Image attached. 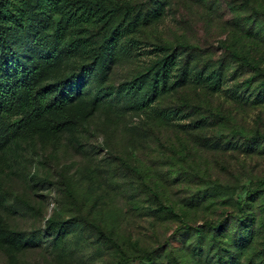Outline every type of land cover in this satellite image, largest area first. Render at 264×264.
<instances>
[{
	"label": "rangeland",
	"instance_id": "rangeland-1",
	"mask_svg": "<svg viewBox=\"0 0 264 264\" xmlns=\"http://www.w3.org/2000/svg\"><path fill=\"white\" fill-rule=\"evenodd\" d=\"M158 1L136 42L84 78L65 110L75 123L52 131L46 117L0 149V217L22 239L0 244V264H264V0H133V12ZM172 51L168 84L190 76L138 106L148 80L128 87ZM73 60L65 70L91 57Z\"/></svg>",
	"mask_w": 264,
	"mask_h": 264
},
{
	"label": "trees",
	"instance_id": "trees-1",
	"mask_svg": "<svg viewBox=\"0 0 264 264\" xmlns=\"http://www.w3.org/2000/svg\"><path fill=\"white\" fill-rule=\"evenodd\" d=\"M132 2L0 0V149L18 136L32 137L38 131L37 123L46 117L57 116V121L47 126L52 131L65 130L76 122L65 110L80 96L84 78L96 66L109 68L123 38L132 44L136 42L134 35L141 20L158 18L163 13V3L158 1L155 10L140 16L133 12ZM120 12H123V19L111 28L110 24ZM132 12V18L126 20ZM108 24L110 34L99 45H94L89 32ZM81 55L91 57L90 63L78 72L65 70L67 64ZM175 58V51L162 55L146 73L135 77L128 92L133 90L136 79L139 78L138 88L148 80L138 106H150L154 98L182 84L190 76L184 68L176 80L168 84L177 65ZM196 76L199 78L200 75ZM201 79L218 89L216 81L209 77ZM261 188L264 189V178L256 183V189ZM240 191L244 199L253 193L245 186ZM237 201L240 206L244 200L237 198ZM51 224L52 229H62L55 222ZM205 224L211 228L221 227L220 223ZM21 241L20 233L8 228L0 217V244L14 247ZM128 261L129 258L122 254L117 264ZM142 261V264L154 262L150 254L142 257Z\"/></svg>",
	"mask_w": 264,
	"mask_h": 264
}]
</instances>
